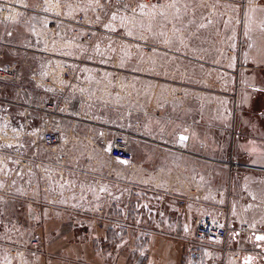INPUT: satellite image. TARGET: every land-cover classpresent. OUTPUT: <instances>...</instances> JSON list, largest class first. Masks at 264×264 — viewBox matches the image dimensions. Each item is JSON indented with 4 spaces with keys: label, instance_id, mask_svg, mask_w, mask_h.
<instances>
[{
    "label": "rangeland",
    "instance_id": "374dc122",
    "mask_svg": "<svg viewBox=\"0 0 264 264\" xmlns=\"http://www.w3.org/2000/svg\"><path fill=\"white\" fill-rule=\"evenodd\" d=\"M39 1L27 0V5L35 7ZM70 1L59 0V5L72 9ZM85 1L79 3L89 12L114 13L96 21L130 40L134 80L116 84L118 110L106 105L95 121L70 116L59 136L62 146L50 152L49 159L42 155L41 169L31 176L27 164L23 175L16 174L15 145L41 115L29 109L28 118L19 116L17 112L25 110L13 94L14 82L0 78V155L5 154L0 157V246L6 253L2 264H33L36 250L46 258L45 240L60 250L59 257L69 248L71 261L87 264H94L97 255L115 257L127 250L133 259L156 258L165 248L175 253L179 264H243L240 257L247 254L263 264L264 241L253 233L264 231V172L241 165L228 171V165L235 160L264 164V92L251 87L264 86V0H111L101 6L94 2V7ZM47 6L50 3L39 9ZM25 15V22L19 16L5 23L3 31L11 29L10 39L28 32ZM189 111L190 120L188 114L187 120L175 117V112ZM131 114L134 132L149 141L161 138L174 144L180 129L197 134L198 152L206 153L195 159H207V170L202 174L199 169L198 178L183 188L190 187L197 196H204L205 189L212 192L213 204L205 211L225 221V240H195L200 211L184 215L176 226L152 225L161 185L156 168L148 172L138 164L123 166L107 153L114 129L132 127ZM137 142L133 139V157H150L153 161L146 166L157 167L165 149ZM1 146L6 147L3 154ZM131 187L134 217L141 216L147 204L151 210H144L142 225L116 224L126 216L115 204L126 202ZM102 189L105 194L100 196ZM99 204L104 205L100 211ZM162 236L173 242H163ZM32 239L38 241L35 247Z\"/></svg>",
    "mask_w": 264,
    "mask_h": 264
},
{
    "label": "built area",
    "instance_id": "2783aa9c",
    "mask_svg": "<svg viewBox=\"0 0 264 264\" xmlns=\"http://www.w3.org/2000/svg\"><path fill=\"white\" fill-rule=\"evenodd\" d=\"M72 1V9H63L59 0H40L35 7L28 6L27 0L15 4L0 0V78L14 82L13 94L18 106H24L25 110L18 111L19 116L28 118L29 109L41 115L40 121L29 129L31 132L21 133L16 142L17 175L25 173L27 164L32 176L41 169L42 155L49 159V153L62 146L58 145L59 136L70 116L95 121L101 111H106L103 110L106 105L118 110L114 104L118 96L116 84L134 80L130 40L116 28L98 25L96 21L114 13L89 12L79 0ZM110 1L87 0L85 4L94 7V2L101 6ZM112 1L120 3L126 0ZM43 3H50V6L45 10L39 9ZM24 13L28 32L19 39H10L11 29L3 31L5 23L19 16L25 22ZM21 129L26 131L27 127ZM30 135V138H24ZM107 144L111 159L122 160L124 164L118 163L127 167L134 165L130 149L133 136L128 127L114 129ZM1 148L3 154L6 147ZM63 157L60 155V159ZM42 163L46 171L47 163ZM230 163L228 171L234 166L238 168V165L251 166L238 160ZM59 165L64 166V163L59 162ZM100 210L101 207L98 208ZM194 225L193 236L198 242L218 243L228 234L225 221L208 211L199 214ZM31 243L35 247L38 241L32 239Z\"/></svg>",
    "mask_w": 264,
    "mask_h": 264
},
{
    "label": "crops",
    "instance_id": "0c3cea01",
    "mask_svg": "<svg viewBox=\"0 0 264 264\" xmlns=\"http://www.w3.org/2000/svg\"><path fill=\"white\" fill-rule=\"evenodd\" d=\"M134 115L131 114V122L132 127L128 128L130 132L132 133L134 141H141L143 143L151 142L150 144H156L158 147H163L165 151L162 153L164 156L159 154V158L157 159V167H147L146 163L153 161L150 157L147 156H141V157H133V151H132V145L130 147L132 157H133V163L135 165H140L141 169L143 171L151 172V170H157V173H159V177L161 178L160 181V187L157 188V200L154 205V212L156 213L154 216L156 219H154V222L152 223L153 226H170L171 224H174L175 226L179 224V222L182 220L184 215L188 214H195L197 212H201L208 209V206L213 204L212 200V192L209 194L208 190L205 189L204 196H197L198 194H191L189 192L190 187L183 188L185 186V183H187V186L191 182V178H198V174L202 173L207 170L208 161L207 159L200 158L203 160L202 162H198L199 157L204 156V152L206 151L202 150L198 152V138L197 134H194L192 132H188L187 130L180 129L179 132H176L174 135L179 137L180 140L183 142L178 143V139H175L174 144H171V142L167 141L166 139H154L153 141H149V139L141 137L139 134H136L133 130V124L136 119H134ZM181 135H185L182 137ZM137 142V143H138ZM202 142V141H201ZM188 147V148H187ZM174 152V153H173ZM200 155V156H199ZM196 158V159H195ZM102 161V160H101ZM100 161V162H101ZM155 161V159H154ZM130 167V166H129ZM200 169V172L198 173V170ZM248 175V174H247ZM246 175V176H247ZM149 180V178H148ZM177 180V183H176ZM102 181H100L101 183ZM173 184V186L171 185ZM102 187V186H101ZM151 187H148L146 189L149 190L151 193ZM101 189V188H100ZM156 189V188H154ZM144 191V189H143ZM100 196L105 194V190L102 189L98 192ZM192 195V196H191ZM209 196V197H208ZM126 202L124 204H118L116 203L115 210H118V212L122 213V215L126 218L121 219V221H116V224L120 225H135L139 226L142 225V221L145 219L144 210L150 211L151 208L149 207L150 204H147L146 209L142 208V215L137 217L138 215H133L134 211V203H135V191L133 190V187H131L130 191L127 192ZM138 202V201H137ZM145 203V202H144ZM101 205L100 207L103 209L104 205ZM144 207V206H143ZM200 214V213H198ZM196 214V215H198ZM62 222V223H66ZM141 222V223H140ZM160 239H164L163 242L168 240V237L162 236ZM170 242H173L171 240H168ZM211 243H214L212 241H209ZM51 242L48 240H45V245L43 246L46 250L47 257L42 258L44 253H40L36 250V258L34 260L33 264H87L85 261H71L70 255L71 252L69 251V248H67V253L65 251H61V257H59L60 250H54L53 246L49 245ZM163 255L158 256L156 258H151L149 256H146L145 258L142 257L140 259H133L131 255V251L127 250L125 252H122L121 255L118 256L114 255H97L93 258L94 264H148V260L151 259L152 261L150 264H179L180 261H177V256H174L175 253H171V251H168L167 248L164 249L162 252ZM41 257H40V255ZM56 255V257H54ZM116 255V253H115ZM65 256V257H63ZM6 258L5 250L1 248L0 246V264L4 263L2 259Z\"/></svg>",
    "mask_w": 264,
    "mask_h": 264
},
{
    "label": "flooded vegetation",
    "instance_id": "af4514ba",
    "mask_svg": "<svg viewBox=\"0 0 264 264\" xmlns=\"http://www.w3.org/2000/svg\"><path fill=\"white\" fill-rule=\"evenodd\" d=\"M191 39L193 40V43H192L193 46H196V41L194 40V39H196V36H193ZM192 44L190 45V47L192 46ZM189 56H192V54L190 53ZM188 75L191 76V77H193L192 76V69L189 70ZM251 87H253L254 89H256V91H258V92H264V86H259V85H254L253 86L252 85ZM189 112H187V113H182V112H179L178 113V112H175V117L177 119L187 120V114H188V118H189L188 120H190V118H191V111H189ZM259 126H262V125H259ZM262 159H264V156H262ZM248 165H250V164H248ZM251 166L252 167H256V168L260 169V171L264 172V164L251 165ZM256 234H261L262 236H264V231H263V233H261V232H255V233H253V236H254L255 239H256ZM260 259L263 261V264H264V255H262L260 257ZM240 260H241V262H243V264H259L258 263L259 260L256 259V258L252 259V256H250V254H247L246 256H241L240 257Z\"/></svg>",
    "mask_w": 264,
    "mask_h": 264
},
{
    "label": "snow or ice",
    "instance_id": "6c2138e0",
    "mask_svg": "<svg viewBox=\"0 0 264 264\" xmlns=\"http://www.w3.org/2000/svg\"><path fill=\"white\" fill-rule=\"evenodd\" d=\"M141 8L145 7L144 5H140ZM113 19H115V16H113ZM257 240L259 241H264V236H258L256 237Z\"/></svg>",
    "mask_w": 264,
    "mask_h": 264
},
{
    "label": "bare ground",
    "instance_id": "6f19581e",
    "mask_svg": "<svg viewBox=\"0 0 264 264\" xmlns=\"http://www.w3.org/2000/svg\"><path fill=\"white\" fill-rule=\"evenodd\" d=\"M181 136L183 137V135H181ZM184 136H185V135H184ZM178 141L181 142V143L183 142L182 140H180L179 137H178ZM118 162H119V160H118ZM120 163H121V162H120ZM122 164H124V163H122ZM122 164H121V165H122ZM123 166H124V165H123Z\"/></svg>",
    "mask_w": 264,
    "mask_h": 264
},
{
    "label": "water",
    "instance_id": "95a60500",
    "mask_svg": "<svg viewBox=\"0 0 264 264\" xmlns=\"http://www.w3.org/2000/svg\"><path fill=\"white\" fill-rule=\"evenodd\" d=\"M183 137H184V135H183ZM119 162L123 163L122 160H119ZM258 236H262V235L261 234H256V237H258Z\"/></svg>",
    "mask_w": 264,
    "mask_h": 264
}]
</instances>
